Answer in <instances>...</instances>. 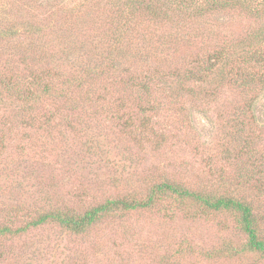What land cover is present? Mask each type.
Masks as SVG:
<instances>
[{"label": "rangeland", "instance_id": "1", "mask_svg": "<svg viewBox=\"0 0 264 264\" xmlns=\"http://www.w3.org/2000/svg\"><path fill=\"white\" fill-rule=\"evenodd\" d=\"M201 3L0 0V225L171 181L245 199L264 235V65L237 54L264 0ZM246 241L233 211L166 194L83 233L2 235L0 264H264Z\"/></svg>", "mask_w": 264, "mask_h": 264}, {"label": "trees", "instance_id": "2", "mask_svg": "<svg viewBox=\"0 0 264 264\" xmlns=\"http://www.w3.org/2000/svg\"><path fill=\"white\" fill-rule=\"evenodd\" d=\"M172 1L174 2V0ZM211 1L212 2H208L206 0V5L212 6V3L215 2V0ZM176 2H178L180 6L186 8L191 7L194 3L202 2L200 5H205V0H176ZM257 36L258 39L255 40L257 45L251 43L247 44L242 47V50L237 54H240L247 62H253L256 66H261L264 65V35ZM224 52L215 54V56L212 57L210 64L207 67L208 70L213 71L214 68L229 64V56ZM248 75L253 76L248 72H244V74H239L240 77H238L247 81L249 80ZM258 82H264V75L258 79ZM166 194L176 195L181 200L196 201L201 205L216 211H233L237 214L242 229L247 235V241L244 244V247L264 256V235L260 233L256 212L251 203L232 194L219 196L215 193L196 191L183 186L180 183L171 181H164L158 185L155 184L152 186L149 197L146 201L135 199L128 200L125 197L108 199L107 201L93 206L80 214L74 213L70 209L52 206L44 213H40L37 218L31 221V223H28L26 227H18L14 230L10 225H0V236L11 234L14 231H25L29 227L39 226L49 221L58 223L70 232L83 233L87 231L92 224L100 221L106 214L112 213L117 209H133L144 205H150L157 195L160 196Z\"/></svg>", "mask_w": 264, "mask_h": 264}]
</instances>
